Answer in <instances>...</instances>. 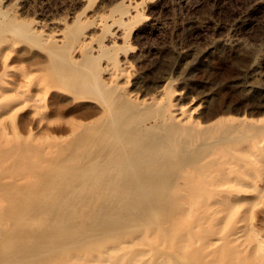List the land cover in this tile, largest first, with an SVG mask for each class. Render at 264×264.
<instances>
[{
	"label": "bare ground",
	"instance_id": "6f19581e",
	"mask_svg": "<svg viewBox=\"0 0 264 264\" xmlns=\"http://www.w3.org/2000/svg\"><path fill=\"white\" fill-rule=\"evenodd\" d=\"M114 8V13L109 16L114 21H110L128 25L130 20L136 19L131 15L133 8L124 6L123 2ZM3 13L0 6V16ZM106 21L102 22L105 24L104 35L109 30V22ZM70 27L68 32L73 30ZM13 31L21 32L25 39L34 38L30 39L29 31L22 32L21 25L13 27ZM70 35L77 42L78 33L74 31ZM12 39L0 38V97L16 90L15 95L22 101H3L0 117L5 111L9 114L15 111L19 128L27 125L36 127L37 116L47 120L58 117L61 123L54 122L52 125L55 127L38 139L41 141L42 138V142L57 141L58 146L53 151L41 154L40 150H35L38 151L35 153L36 145L25 146L20 141L19 146H14L9 139L4 142L10 145L0 149V153H14V163L26 167L20 175L30 172L36 175V180L26 185L0 181V190L15 198L0 211V264H201L198 249L191 252L193 259L185 255L187 239L195 236L192 227L201 222L204 218L202 212L211 203L205 200L211 196L207 195L209 191L204 187L210 181L206 183L202 174L205 169H213L217 173L218 180L215 183L211 180L213 188L209 189L217 193L216 199L226 204L224 208L234 209L249 198L229 195L233 190L229 189L230 183H240L235 181L236 178L233 181L230 177L223 179L222 169L228 165L238 177L249 176L250 171H243L238 163L243 152L252 158V161L247 159L252 168L264 170V158L249 152V138L264 135V121L254 126L252 122L247 123L249 119L245 117L241 118L242 123L234 118H218L210 130L202 129L201 119L181 107L175 109L176 106L168 99L147 102L139 101L138 97L131 98L126 86L118 84L119 75H116L119 64L128 60V48L124 47L125 56H119L116 40L110 41L111 45L100 40V51L96 55L82 52L83 48H80L81 58L77 60L68 53L59 52L58 47L53 49V40L50 39L36 43L49 45L48 52L37 45L14 43ZM78 41L82 42L80 47L86 42L85 39ZM5 42L8 46L4 45ZM111 48L115 52L113 55L109 54ZM108 56L114 61L112 68L101 66L100 60L108 59ZM82 60L86 63L83 64ZM15 62L26 65L20 66L19 71L11 76L12 81H8L9 66ZM111 69L116 73L107 72ZM3 84L8 89L2 87ZM22 85H29L26 94L21 92ZM23 99L27 105L19 108ZM17 100L18 103L14 102ZM68 117L77 122L63 123V119ZM68 123H72L71 128ZM30 138L34 143L35 136ZM254 143L264 152V141ZM221 153H227L232 159L219 156ZM50 191L56 194L51 195ZM253 191L257 194L249 199L255 200L259 196L264 199L263 188L253 186ZM81 199L86 204H77ZM192 200L196 211L190 210L189 201ZM213 205H217V201ZM37 214L42 216L40 224L34 222ZM5 220H12V225L5 226ZM179 223L180 227H177ZM127 234H132L130 239L123 237ZM142 239L148 245L144 243L139 248ZM153 240L157 245H153ZM253 242L255 249H264V236L259 235ZM144 246L150 248L153 256L149 260L144 259Z\"/></svg>",
	"mask_w": 264,
	"mask_h": 264
},
{
	"label": "rangeland",
	"instance_id": "374dc122",
	"mask_svg": "<svg viewBox=\"0 0 264 264\" xmlns=\"http://www.w3.org/2000/svg\"><path fill=\"white\" fill-rule=\"evenodd\" d=\"M0 1L1 10L4 11V15L0 16V38L5 37L9 40L14 38L12 39L14 43L19 42L25 46L37 45L42 50H47V52L50 48L49 45L40 46L36 43L37 41L47 42L50 39L51 41L53 40V49L58 47L59 52L68 53L71 58L77 60L84 51L90 55L98 54L100 51L99 42L101 41L105 45H111L110 41L116 40L114 42L115 44L117 43L118 50L116 52L120 53L119 56H125L124 51L128 48L126 49L128 60L119 64L116 75H119L118 84L126 86L125 89L128 96L133 99L138 97L139 101L148 100L147 102H151L153 99L157 100V102H161L162 100L167 101L168 99L176 106L175 109L181 107L187 110L193 117L201 119L204 125L201 126L203 127L202 129L212 127L218 118V120L234 118L239 123H242L243 120L241 118L245 117L249 119L246 122L250 124L252 122L251 125L254 126L259 123L262 124L264 121V0ZM117 2H123L124 6H128L130 9L136 6L132 9L131 14L136 19L130 20L128 25L114 23V19L109 16L111 13H114V6L116 7ZM140 5L142 7H139ZM81 13L84 14L82 15ZM101 15L103 16L101 17ZM2 17L6 18L2 20ZM105 19H107L106 22H109L107 25L110 30L106 32V35H104L105 32H102L104 30L103 27H105V24L102 22ZM18 25H21L22 32L28 33L29 31L30 39L34 38L32 40L25 39L21 32H14L13 27ZM68 27L73 30L68 32ZM74 31L78 33L77 42L76 39L72 38V34L70 35ZM51 35L52 37L49 38ZM95 36L98 37L96 38ZM92 38L96 42L92 41ZM78 39H85L86 42H84L82 47H80L82 42L80 43ZM87 41L90 44H87ZM125 42L127 45H124ZM4 45L8 46L7 42ZM80 48H83L82 52ZM110 50L111 53L109 54L113 55L115 53L114 50L112 48ZM7 51L10 50L7 49ZM105 58L100 60L101 66L112 68L111 65L114 63L112 58L109 59V56L108 59L106 58L105 60ZM81 62L85 64L86 60H82ZM25 65L23 62L10 64V74L6 79L12 81L11 76L13 73H17L20 66L25 67ZM107 72L116 73L113 69ZM1 73L2 70L0 71ZM1 86L8 89L4 84ZM22 86L21 92L25 91L24 93L26 94L29 85ZM11 93L6 94V97H0V104L7 100L10 102V99H19L15 95L16 90H11ZM19 100L14 102L18 103ZM37 100L39 101L41 98ZM26 105L27 103L23 99L22 107L20 106L19 108H23ZM1 114L0 149L7 148L10 145L4 142L8 139L14 142L12 143L14 146H19L20 141L25 146L33 147L32 144H34L36 145L34 151L40 150L39 153L41 154L57 148V141L49 142L48 140L45 143L42 142V138L41 141L38 139H40V136L42 137L46 133H49L52 127H55L52 125L54 122L57 124L61 123L57 119L58 117L47 120L37 116L35 117L36 127L27 125L19 128L16 123L15 111H10V114L8 111H5ZM38 115L40 116L41 114L38 112ZM71 120L73 119L68 117L63 119L62 122L67 123V121L71 122ZM76 122L74 121V123ZM92 122H95V119H92ZM70 124L72 123H68L67 125L69 128H71ZM31 135L35 136L34 143L31 141L33 140L30 138ZM255 138H249L251 139L249 140V152L264 158V152L261 151V147L254 143H263L264 135H258ZM48 143H50V147ZM12 144L11 146H13ZM52 145L53 147H51ZM38 151H35V153ZM13 154L0 153V181L13 182L17 185H26L29 182L33 183L36 180V175L31 172L24 176L20 175V172L25 170L26 167L24 165H16ZM243 154L242 152L238 163L243 171H250L249 176L238 177L230 166L227 167L228 165H225L222 169L225 171H222L223 175L221 177L223 179L224 177H230L233 181L236 178L235 181L240 183H230L229 189H233L234 191H230L229 195L237 194L238 196L250 198L254 194H257L254 193L253 186L263 188L262 192L264 195V170L259 171L257 167L252 168L250 166L252 158ZM31 155H33V152H31ZM218 155L227 156L232 159L227 153ZM243 156L244 158H242ZM247 159H250L249 163ZM6 164L8 166H2ZM13 170L17 176H15L16 174ZM206 173L207 175H205ZM210 173H213V175ZM214 173L216 172L213 169H205L202 174L206 183L210 181L207 184L208 187H204L209 191L207 195L211 196V198L205 200L211 203L206 206V212H202L204 218L201 219V222L199 221V223L205 225H198L199 223L197 222L195 227H192V232L195 236L191 240L187 239L186 258L193 259L194 255L191 252L198 249L199 259L202 261L201 264H264V249L261 251L258 247L255 249L253 242L259 235L264 236V215L262 214L264 212V199L259 198L260 196L258 197L259 199L254 198L255 200L253 198H246L241 204L235 206L234 209L228 210L224 208L226 204L222 203L221 199H216L217 193L215 192L214 194L210 190L213 188L211 184L218 180L217 173ZM244 186L247 187L245 188ZM49 193L56 194L55 191H50ZM11 195L3 193L0 190V211L3 210L2 207L6 203L15 201V198ZM212 198H215L214 201ZM215 201H217V205H213ZM189 203L191 205L190 210L192 208V211H196L195 201L192 200ZM77 204L82 206L86 204V201L81 199L77 201ZM11 221L5 220L4 225H12L13 221ZM34 222L35 224H40L42 216L37 214L34 217ZM177 227H180V223ZM127 236L123 237L130 239L132 234H127ZM219 238L222 240H219ZM153 241V245H157V241ZM144 243H146L145 246L148 245V242L142 239L139 243V248ZM145 246L143 249H145L146 253L143 256L144 259L149 260L153 256L150 255V248H145Z\"/></svg>",
	"mask_w": 264,
	"mask_h": 264
}]
</instances>
